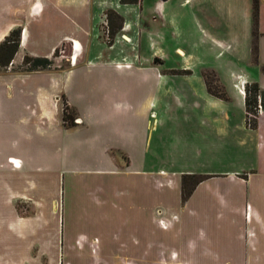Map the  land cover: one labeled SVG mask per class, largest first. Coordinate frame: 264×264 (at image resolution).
<instances>
[{"label": "crops", "instance_id": "obj_1", "mask_svg": "<svg viewBox=\"0 0 264 264\" xmlns=\"http://www.w3.org/2000/svg\"><path fill=\"white\" fill-rule=\"evenodd\" d=\"M115 1L2 0L0 43L17 25L21 38L0 73L10 74L18 53L40 44L46 30L57 35L48 54L68 31L94 27L107 9L126 23L120 8L144 4ZM223 6L222 0H200L203 27L208 33L224 26L232 41L244 40L260 68L248 83L264 90V0L256 35L253 0L239 11L231 7L226 13ZM83 50L74 38L65 59L73 63ZM44 71L0 77V264H60L63 252L72 254L68 245L85 238H97L98 251L75 250L119 264H264L263 108L257 127L249 128L246 112L237 119L216 107L217 95L199 74L179 110H154L158 91L141 93L139 110L117 100L113 112L108 101L114 98L105 92L84 110L67 97L75 118L67 126L62 94ZM216 77L223 83V76ZM203 100L212 106H202ZM150 123L156 136L145 140ZM183 174L205 176L184 201ZM160 219L169 222L167 229Z\"/></svg>", "mask_w": 264, "mask_h": 264}, {"label": "rangeland", "instance_id": "obj_2", "mask_svg": "<svg viewBox=\"0 0 264 264\" xmlns=\"http://www.w3.org/2000/svg\"><path fill=\"white\" fill-rule=\"evenodd\" d=\"M105 1L107 6L116 5L115 0ZM222 2L223 12L226 13L231 7L234 11H239L245 4V0H234L233 4L230 0ZM120 9L126 15V23L117 16L107 18L103 14L101 21L96 17L95 26L89 30L68 31V38L63 39L48 54L57 35H47V30L44 31L40 44L33 43L30 51L27 50L23 54L19 52L10 74L0 73V77L32 75L37 70L23 69L31 66L30 63L24 64L25 56L46 57L51 60V65L48 69H40L45 70L42 76L53 78V82L49 80L52 82L50 84L61 92L63 107L66 102L70 103V97L78 99L82 110L87 109L90 99L105 92L110 94V98H114V101H108L112 103L109 107L111 111L113 103L117 100L129 103L128 109L134 105L135 109L139 110L143 102V96L140 94L158 91L161 101L154 110L161 111L183 108L186 94L196 85L191 78L211 73L212 88L220 94L217 95L219 101L216 107L230 111L237 119L245 117L244 97L240 87L243 88L245 82L254 80L260 68L242 37L239 43H235L224 26L209 28L208 33L205 31L199 11L200 0H144L143 6ZM3 24L0 18V26ZM15 28H20V25ZM74 38L79 40L84 50L70 63L65 57ZM216 39L220 43L216 42ZM235 50L239 55V65L235 56L233 58ZM4 69L6 70V67H0V71ZM218 73L223 76V83L217 81ZM200 102L202 106H212L209 101ZM156 131L150 123L148 128L144 129L145 140L151 137L154 139ZM159 213L164 214L162 209H159ZM164 227L167 229L168 224L165 223ZM75 245H68L72 254L63 252L60 264H119L118 261L90 258L75 250ZM76 246L79 250L86 246L96 252L99 244L97 238L93 239L92 243H88L85 238L84 242H78ZM47 262L43 260L44 264ZM157 264L180 262L161 259Z\"/></svg>", "mask_w": 264, "mask_h": 264}, {"label": "trees", "instance_id": "obj_3", "mask_svg": "<svg viewBox=\"0 0 264 264\" xmlns=\"http://www.w3.org/2000/svg\"><path fill=\"white\" fill-rule=\"evenodd\" d=\"M122 3H137L138 0H121ZM258 8H259V0H253V24L254 30L253 33L256 35V25L258 22ZM107 18H111L112 16H117L119 20L122 18L113 10H108L106 12ZM20 38H21V29L15 28L12 30L9 35L5 37V39L0 43V67L5 68L10 65L12 62L16 52L20 46ZM31 64L30 67L23 68L25 70H40V69H48L51 65V60L49 58L42 57H30L25 56L24 64ZM264 70V68H263ZM205 80L207 84V88L210 92L220 95L219 93L214 92L212 88L213 77L211 73H205ZM245 112H246V124L249 128H256L258 122V114H259V104L264 109V90H262L257 83H246L245 85ZM63 119L65 125L70 126L75 124L74 114L70 108V106L65 103L64 104V114ZM205 178L204 175L198 174H183L182 175V200H186L191 193L193 192L196 185L201 182Z\"/></svg>", "mask_w": 264, "mask_h": 264}, {"label": "built area", "instance_id": "obj_4", "mask_svg": "<svg viewBox=\"0 0 264 264\" xmlns=\"http://www.w3.org/2000/svg\"><path fill=\"white\" fill-rule=\"evenodd\" d=\"M260 109H262V106L259 104V110H260ZM15 164H16V163H15ZM176 217H177V216L174 215V216H173V219H176ZM165 223L168 224V226H169V222L166 221L165 219H160V220H159V224H160V226H161L162 228H164Z\"/></svg>", "mask_w": 264, "mask_h": 264}]
</instances>
